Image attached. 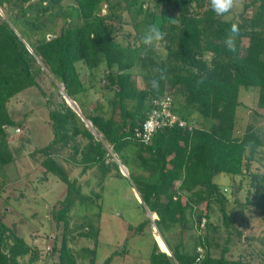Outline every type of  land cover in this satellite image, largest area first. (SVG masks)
I'll return each instance as SVG.
<instances>
[{
    "label": "trees",
    "instance_id": "1",
    "mask_svg": "<svg viewBox=\"0 0 264 264\" xmlns=\"http://www.w3.org/2000/svg\"><path fill=\"white\" fill-rule=\"evenodd\" d=\"M63 1L0 0L3 13L0 15V165L8 164L13 158L7 141L8 127L19 128L25 120L18 121L10 114L9 101L31 87L45 94L43 76L51 77L53 84L60 85L61 93L79 105L96 133L82 124L81 117L59 91H50L46 102L48 119L39 125L48 133V139L32 155L39 156L43 179L52 174L65 184L64 196L49 210L57 230L52 246V252L58 256L57 264H95L99 232V227L93 224L72 225V207L78 197H86L79 178L69 177L60 158L81 164V175L88 169L98 170L100 187L112 169L118 170L117 162L107 154L104 144L112 153L121 155V163L131 170L130 176L135 173L131 180L142 204L156 214L154 223L160 232H167L172 239L170 243L161 233L168 254L155 235L162 250L155 242L149 264H250L249 257L244 258L242 253L238 257L231 254V231H226L219 245L212 234L218 230L217 223L211 218L217 209L226 226L230 221L226 210L228 197L214 181V176L221 173L231 175L233 185L235 177L250 173L246 204L241 205L264 209V172L250 169L257 150L264 147L263 127L249 123L237 131L241 122L238 115L241 88H256L254 113L264 118V0L247 1L239 19L226 18V14L217 16L210 0H155L153 7H145L144 0L114 3L74 0L69 9L63 8ZM103 4L105 12H102ZM164 4L173 6L176 13L163 7L157 9ZM249 8L251 14L246 15ZM129 12L143 15L142 23H138L140 29L135 25L133 40L130 33L120 31L123 14ZM56 17L63 18L58 31L53 26ZM150 24H157L165 33L164 62L148 53L144 55L146 47L140 36ZM232 24L239 28L235 52L228 51L224 45L225 34ZM36 31L37 36L33 35ZM243 38H247L246 44ZM205 53H210V57H205ZM81 65L90 73L106 68L103 80L113 92L109 100L110 116L85 111V104L79 98L87 90ZM135 66L141 71H135ZM156 67L166 70V79L154 92L147 81ZM201 77L204 82L197 86L196 81ZM165 94L171 96V111L184 125H178L179 121L162 125L150 142L138 141L134 129L142 127L153 100ZM56 96L61 99L58 101ZM174 96L183 99L178 109L174 108ZM189 109L199 113L204 125H192ZM45 124L48 131L43 127ZM134 148L139 150L133 156L138 161L135 169L126 165L134 159L125 155ZM202 205L204 213L200 211ZM203 217L205 225L201 226ZM146 223L144 220L128 228L140 233ZM235 233L239 236L241 231L237 229ZM82 236L92 242L75 251ZM260 243L264 249V235ZM198 246L202 247V253L196 251ZM124 252L123 248L114 251L102 264H110L115 254ZM39 254L38 247L18 234L14 223L8 225L0 216V264H38ZM261 255L264 257V250Z\"/></svg>",
    "mask_w": 264,
    "mask_h": 264
},
{
    "label": "rangeland",
    "instance_id": "2",
    "mask_svg": "<svg viewBox=\"0 0 264 264\" xmlns=\"http://www.w3.org/2000/svg\"><path fill=\"white\" fill-rule=\"evenodd\" d=\"M109 1L114 3L116 0ZM247 1L249 0H236L234 8L225 17L239 19V15ZM73 3L74 0H64L62 6L65 9H69V6L73 5ZM154 4L155 0H144L145 7L148 5L153 7ZM102 7V12H105V5L103 4ZM161 7L165 10L167 9L170 13H176L175 8L169 4L158 6L157 9ZM117 11L119 12L120 9L118 8ZM251 11V8H249L246 15H250ZM2 14L0 8V15L2 16ZM123 19L124 24H121L122 29L120 31L124 34L130 33L133 40L136 31L135 25L136 28L140 29L138 23H142L143 15L137 14L135 16L134 12H129L123 14ZM62 20L63 18L56 17L55 25L51 24L54 26L55 31L59 30ZM33 35L37 36L38 32L36 31ZM243 43H247V38H243ZM147 53L159 62L166 61L164 42L149 49L148 52L145 49L144 55ZM205 57L209 58L210 53H205ZM80 69L82 79L87 87L85 93L79 94V98L85 104V111L90 114L101 112L106 117L110 116L112 110L109 100L112 98L113 92L110 88H107V82L103 80L106 68L101 67L94 73H90L85 65H81ZM134 70L141 71L138 66H135ZM51 80V77L48 78L47 76H43L41 79L45 94H41L36 87H31L9 101L10 114L18 121L23 119L26 121L24 120L22 124L18 125L20 128L19 132L15 130L17 126L8 127L7 141L13 158L8 164L0 165V216H2L6 224L12 225L14 223L18 234L23 236L27 243L38 247L40 250L38 264L58 263L57 254L52 252L57 230L49 210L65 193L64 182L55 175L51 174L48 179H43L44 173L39 163V156L32 155L33 150L44 145L48 139L46 137L48 133H44V130L42 131L43 128L41 129L39 125L48 119L49 106H47L46 102L48 96H50V91L56 93L55 90H57L61 93L62 90L60 85L53 84ZM141 80V76H138L140 84ZM61 94L62 98L64 97L65 99V94ZM238 97L242 105L238 109L241 122L237 126V131H241L244 125L249 123L261 126L264 130V118L256 116L254 113L257 110L256 88H241ZM174 98V108L178 109L183 104V99L180 96H174ZM60 99L61 97L58 96L57 100L59 101ZM70 99L68 98L67 100L73 105ZM66 103L68 104L67 101ZM73 106L75 107V105ZM77 106L81 122L87 127L86 124H89V121L82 114L78 104ZM51 107L52 105H50ZM70 107L74 110L72 106ZM189 110L192 125H204L199 113L193 111V109ZM43 127L48 131V124ZM96 137L99 139V136ZM104 147L111 159L117 161L118 170L112 169L100 187L97 186L98 171L96 169L81 175V166L78 168L75 164L65 161L64 157L60 158V161L66 166L69 177L80 178L81 189L86 197V199L78 197L72 207V225L88 223L99 227L95 264H102L107 256L116 250L119 252L122 248L125 252L115 254L110 264H149V255L152 247L155 242L157 243L155 235L164 251L168 254L170 251L168 249L167 252L161 233L170 243H172V239L167 232H163V230L160 232L154 223L156 215L150 213L137 197L136 188L131 180L135 173L130 176L131 170L121 163V155L114 153L112 156L110 147L106 144H104ZM257 151L250 169L264 172V147H260ZM138 152L137 148L128 149L125 155L132 157L134 160H131V163L128 164L125 161L123 162L135 169V161H138L133 156ZM107 161L110 162V159H107ZM123 168L126 172H124ZM214 181L220 185L222 192L228 197L229 202L226 205V210L229 213L230 221L228 226H226L220 212L214 209L211 221L217 223L218 230L212 232L213 236L220 243L226 236V231H231L233 239L231 254L234 257H238L242 253L244 258L249 257L248 259L251 260L250 264H264V257L261 255L264 249L260 243V239L264 235V209L256 206L246 205L245 207L241 205L246 204L247 188L251 181V174L244 173L242 176H237L236 180H234V185L231 175L225 173L214 176ZM237 188H239L238 193L235 192ZM236 198L237 202L234 201ZM200 211L202 213L205 212L203 205L200 206ZM144 220H147V223L142 232L136 233L134 229L128 228V225L136 226ZM86 229L84 227V230ZM237 229L241 231L239 236L235 233ZM77 242L75 251L82 245H90L92 241L82 236ZM157 245L159 246L158 243ZM219 245L221 246L222 244L220 243Z\"/></svg>",
    "mask_w": 264,
    "mask_h": 264
},
{
    "label": "clouds",
    "instance_id": "3",
    "mask_svg": "<svg viewBox=\"0 0 264 264\" xmlns=\"http://www.w3.org/2000/svg\"><path fill=\"white\" fill-rule=\"evenodd\" d=\"M235 4L236 0H210L211 8L217 16H223L231 12ZM238 36L239 28L236 24H232L224 37V45L228 51H236V41ZM164 37L165 33L161 31L160 27L157 24H150L142 32L140 41L146 47V49H152L153 47L158 46L161 42H163ZM164 79H166V70L156 67L152 70V74L148 78V87L154 92L158 91L160 82ZM203 82L204 77H201L196 81V85L199 86ZM110 154H112L113 156L114 153L110 151Z\"/></svg>",
    "mask_w": 264,
    "mask_h": 264
},
{
    "label": "built area",
    "instance_id": "4",
    "mask_svg": "<svg viewBox=\"0 0 264 264\" xmlns=\"http://www.w3.org/2000/svg\"><path fill=\"white\" fill-rule=\"evenodd\" d=\"M172 98L170 95H163L153 100V105L148 113L146 120L142 127H136L133 131L134 138L140 142L148 143L155 130L162 125H172L177 120L176 116L171 111ZM178 125H184V121L180 120L177 122ZM17 132L20 128L15 129ZM200 225H205V218H201ZM198 253H202L203 249L201 246L196 248Z\"/></svg>",
    "mask_w": 264,
    "mask_h": 264
},
{
    "label": "water",
    "instance_id": "5",
    "mask_svg": "<svg viewBox=\"0 0 264 264\" xmlns=\"http://www.w3.org/2000/svg\"><path fill=\"white\" fill-rule=\"evenodd\" d=\"M68 99L69 97L67 96V95H65V99ZM66 99V101L68 102V104L70 105V106H72L73 108H74V111L79 115V112H78V106H77V104H76V102H74L73 100H71L70 98V101L72 102V104L73 105H75V107L73 106V105H71V103L68 101ZM86 126L89 128V130L94 134V135H96V133H95V131H94V129L92 128V125H91V123L89 122V124H86Z\"/></svg>",
    "mask_w": 264,
    "mask_h": 264
},
{
    "label": "crops",
    "instance_id": "6",
    "mask_svg": "<svg viewBox=\"0 0 264 264\" xmlns=\"http://www.w3.org/2000/svg\"><path fill=\"white\" fill-rule=\"evenodd\" d=\"M65 158V157H64ZM66 159V158H65ZM66 161V160H65ZM64 164V163H63ZM78 168H80V166H81V164H75ZM65 166V165H64ZM66 167V166H65ZM92 170H95V168H92V169H88L86 172H89V171H92ZM98 171V170H97ZM80 179V178H79ZM235 180H236V177H235ZM137 192V191H136ZM137 194V197L139 198V200L142 202V200H141V198H140V196H139V193L137 192L136 193ZM154 215H156V214H154ZM157 217V216H156Z\"/></svg>",
    "mask_w": 264,
    "mask_h": 264
},
{
    "label": "bare ground",
    "instance_id": "7",
    "mask_svg": "<svg viewBox=\"0 0 264 264\" xmlns=\"http://www.w3.org/2000/svg\"><path fill=\"white\" fill-rule=\"evenodd\" d=\"M124 172H126V170L123 168ZM155 222V221H154ZM167 252H168V249H167Z\"/></svg>",
    "mask_w": 264,
    "mask_h": 264
}]
</instances>
